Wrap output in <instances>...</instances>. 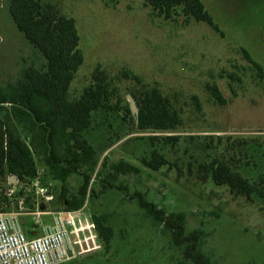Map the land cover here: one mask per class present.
I'll return each mask as SVG.
<instances>
[{
    "label": "rangeland",
    "instance_id": "374dc122",
    "mask_svg": "<svg viewBox=\"0 0 264 264\" xmlns=\"http://www.w3.org/2000/svg\"><path fill=\"white\" fill-rule=\"evenodd\" d=\"M8 1L0 0L4 92L16 85L26 68L45 70L41 53L16 29ZM38 1L76 23L83 64L70 85L69 98L80 95L98 68L106 76L108 103L114 108L94 112L84 132L98 160L91 182L97 171L100 176L95 194L76 211L91 222L93 216L109 215L110 248L104 249L95 230L94 243L82 241L72 258L57 264H189L171 245L170 235L154 225L126 192H140L167 212L182 213L186 233L202 232L200 249L210 264H264V200L216 186L198 170L199 164L219 158L253 183L264 176V77H258L243 55L245 50L264 74V0H202L221 34L186 20L178 11L165 19L146 0ZM208 85L224 92L225 105L211 97ZM153 87L169 99L179 117L175 130L157 135H176V144L160 140L152 146L148 137L156 133L138 130L135 114L127 112V95L138 98ZM9 109L8 105L0 109L1 119ZM10 119L9 126L32 153L36 172L33 179L13 182L11 175L0 172V213L26 233L28 218L42 228L51 223L52 213L66 211L59 200L62 188L67 197L76 194L83 178L72 173L65 183L55 179L32 142V127ZM154 148L172 166L145 168L141 160ZM119 161L139 172L113 174L111 165ZM105 183L114 188L103 189Z\"/></svg>",
    "mask_w": 264,
    "mask_h": 264
},
{
    "label": "trees",
    "instance_id": "16d2710c",
    "mask_svg": "<svg viewBox=\"0 0 264 264\" xmlns=\"http://www.w3.org/2000/svg\"><path fill=\"white\" fill-rule=\"evenodd\" d=\"M146 3L165 19H170L178 11L186 20L204 23L221 34L202 0H146ZM8 12L16 29L41 53L45 60V70L26 68L9 91L0 89V109L4 105L10 107L4 118H0V172H6L20 181L35 177L36 169L29 147L9 126L10 118L13 117L19 123L32 127L29 130L32 132V142L37 144L43 162L55 179L65 183L72 173L82 176L83 181L76 194L67 197L65 189L62 188L59 196L66 211H77L84 205L86 197L95 194L100 176L97 171L96 180L91 182L98 160L93 146L84 138V132L90 127L94 112L100 109L114 110L108 103L106 76L96 68L92 73L91 83L83 88L77 98H69L70 85L83 64L75 20L59 14L51 6L43 7L38 0H9ZM243 55L256 70L258 77L263 78L261 65L245 50ZM207 88L218 105H225L226 99L217 85H208ZM130 96L137 108L135 117L138 130H152L156 133L148 137L150 144L154 146L155 141L160 140L176 144L179 140L176 135H157L169 133L179 125L178 114L171 109L169 99L160 89L153 87L138 98L134 94ZM127 112L132 114L130 108ZM141 163L151 171L172 166L155 148L148 157L142 158ZM85 166L86 169L83 170ZM111 170L117 175L139 172L137 167L126 161L111 165ZM198 170L216 186L226 187L232 193L247 199L256 196L264 200V176L258 183H253L219 158L199 164ZM101 186L103 189L114 188L111 183ZM118 188L126 191L124 187ZM125 194L129 200L137 203L154 225L160 226L162 232L170 235V243L180 250L183 261L189 264H210L208 256L200 249L202 232L195 230L186 233L182 213L167 212L140 192ZM108 218L107 214L92 218L97 236L105 250H109L113 237Z\"/></svg>",
    "mask_w": 264,
    "mask_h": 264
},
{
    "label": "built area",
    "instance_id": "2783aa9c",
    "mask_svg": "<svg viewBox=\"0 0 264 264\" xmlns=\"http://www.w3.org/2000/svg\"><path fill=\"white\" fill-rule=\"evenodd\" d=\"M51 216V223L42 227L41 234L28 237L6 214L0 213V264H57L72 258L76 246L82 248V241L85 245L88 241L94 243L93 222L78 216L76 211H59Z\"/></svg>",
    "mask_w": 264,
    "mask_h": 264
},
{
    "label": "crops",
    "instance_id": "0c3cea01",
    "mask_svg": "<svg viewBox=\"0 0 264 264\" xmlns=\"http://www.w3.org/2000/svg\"><path fill=\"white\" fill-rule=\"evenodd\" d=\"M42 230L40 227V224L36 222L35 220L33 221L31 218H28V237L39 235V232Z\"/></svg>",
    "mask_w": 264,
    "mask_h": 264
},
{
    "label": "water",
    "instance_id": "95a60500",
    "mask_svg": "<svg viewBox=\"0 0 264 264\" xmlns=\"http://www.w3.org/2000/svg\"><path fill=\"white\" fill-rule=\"evenodd\" d=\"M220 91H221L222 95L225 96L224 92L221 89H220ZM127 101L129 103V108H130L131 113L135 114L137 112V108H136V105H135L133 98L130 95H127ZM14 180H15V177L11 176L10 182H13Z\"/></svg>",
    "mask_w": 264,
    "mask_h": 264
}]
</instances>
